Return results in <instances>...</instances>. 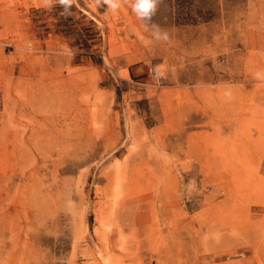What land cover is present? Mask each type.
Returning <instances> with one entry per match:
<instances>
[{
	"label": "rangeland",
	"instance_id": "obj_1",
	"mask_svg": "<svg viewBox=\"0 0 264 264\" xmlns=\"http://www.w3.org/2000/svg\"><path fill=\"white\" fill-rule=\"evenodd\" d=\"M116 2L0 0V264H264V0Z\"/></svg>",
	"mask_w": 264,
	"mask_h": 264
},
{
	"label": "clouds",
	"instance_id": "obj_2",
	"mask_svg": "<svg viewBox=\"0 0 264 264\" xmlns=\"http://www.w3.org/2000/svg\"><path fill=\"white\" fill-rule=\"evenodd\" d=\"M59 2L65 10L72 4V0H59ZM108 3L113 9L119 7L116 0H108ZM158 3L159 0H134L132 7L138 17L148 20L154 15Z\"/></svg>",
	"mask_w": 264,
	"mask_h": 264
}]
</instances>
